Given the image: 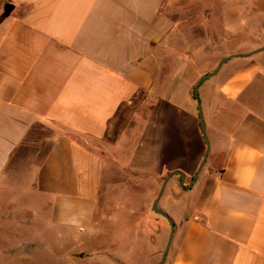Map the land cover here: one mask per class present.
Segmentation results:
<instances>
[{
  "label": "crops",
  "instance_id": "obj_1",
  "mask_svg": "<svg viewBox=\"0 0 264 264\" xmlns=\"http://www.w3.org/2000/svg\"><path fill=\"white\" fill-rule=\"evenodd\" d=\"M263 34L264 0H0V215L83 232L111 179L189 182L205 151L194 78L162 79L160 60L240 54L204 90L210 150L166 258L264 264V51L246 56Z\"/></svg>",
  "mask_w": 264,
  "mask_h": 264
},
{
  "label": "rangeland",
  "instance_id": "obj_2",
  "mask_svg": "<svg viewBox=\"0 0 264 264\" xmlns=\"http://www.w3.org/2000/svg\"><path fill=\"white\" fill-rule=\"evenodd\" d=\"M176 50L179 51L176 55L164 56L160 60L159 74L162 79L167 78L164 77L166 73L175 77L180 72L194 78L191 80L193 87L198 77L215 67L214 64L182 63L179 57L183 51L179 47ZM212 80L213 77L199 88L200 105L204 100V90L209 88ZM165 83L161 79L158 82L160 87ZM178 95L182 97V91ZM191 96L193 98V94ZM205 109L204 102L201 105L202 115ZM123 116L126 113L121 110L116 116L115 126L120 124L123 127L124 123H120ZM166 175L158 178L157 184L152 183L148 176L132 172L111 179V184L100 188L93 222L83 232L76 230L69 233L64 230L57 233L43 225L9 224L6 216L0 215V264H157L169 240L170 227L151 210V204ZM172 180L177 184L179 178ZM115 181L119 182V188L112 185ZM172 184L171 181L158 207L175 224L187 215L188 197L179 184L177 194L170 198L168 192ZM1 211L3 214L6 209ZM163 264H168L167 258Z\"/></svg>",
  "mask_w": 264,
  "mask_h": 264
},
{
  "label": "water",
  "instance_id": "obj_3",
  "mask_svg": "<svg viewBox=\"0 0 264 264\" xmlns=\"http://www.w3.org/2000/svg\"><path fill=\"white\" fill-rule=\"evenodd\" d=\"M263 51H264V46L262 48H259V49L255 50V51L247 54L246 56L256 55V54L261 53ZM241 56L242 55H240V54H236V55H230L228 57L222 58L221 60H219V62L217 63V65L215 66V68L212 71L201 75L200 78L197 80V82L195 83V85L193 87V97H194V101H195V104H196L200 132H201V135H202L204 143H205V151H204V154L202 156L201 162H200V164H199V166H198L193 178H191V180L188 182L186 187H185L186 177H185L184 173H182L180 171H173L171 173H168L165 176V178H163L162 183H161V185L159 187V190L157 192V195H156L155 199L153 200V202L151 204V210L156 215H158L161 218H163L167 222L169 227H170L169 240H168V242H167V244L165 246V249H164V251H163V253L161 255L160 261L157 264H163L164 263V261L166 259V256H167V253H168V250H169V247H170L172 234L174 232V223L169 218V216L165 212H163L161 209H159V207H158L160 199H161V197H162V195L164 193L165 187H166L167 183L172 178L178 177L179 178V184H180L182 190L183 191L189 190L193 186V184L195 183L196 178L198 177V174L201 172V170H202V168H203V166H204V164H205V162L207 160V157H208V154H209V150H210L208 139H207V135H206V126H205L204 118H203V115H202L201 105H200V100H199V95H198L199 88L206 80L214 77L219 72L221 67L226 62H228L231 59L240 58Z\"/></svg>",
  "mask_w": 264,
  "mask_h": 264
},
{
  "label": "trees",
  "instance_id": "obj_4",
  "mask_svg": "<svg viewBox=\"0 0 264 264\" xmlns=\"http://www.w3.org/2000/svg\"><path fill=\"white\" fill-rule=\"evenodd\" d=\"M192 94H193V92H192ZM193 99H194V97H193Z\"/></svg>",
  "mask_w": 264,
  "mask_h": 264
}]
</instances>
